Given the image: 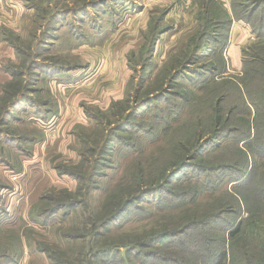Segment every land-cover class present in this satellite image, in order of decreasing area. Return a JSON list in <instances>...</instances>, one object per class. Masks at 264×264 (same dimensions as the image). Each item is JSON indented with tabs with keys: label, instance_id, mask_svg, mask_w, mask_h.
I'll use <instances>...</instances> for the list:
<instances>
[{
	"label": "rangeland",
	"instance_id": "1",
	"mask_svg": "<svg viewBox=\"0 0 264 264\" xmlns=\"http://www.w3.org/2000/svg\"><path fill=\"white\" fill-rule=\"evenodd\" d=\"M16 1L0 0V264H199L198 249L225 252L222 264H264V35L240 33L223 55L196 47L199 11L219 19L231 0H125L129 14L108 0L98 35L87 23L96 0ZM166 9L174 27L150 56L152 22ZM58 10L68 21L54 23ZM65 22L93 41L75 44ZM6 30L22 38L19 52ZM44 38L39 63L71 72L30 68ZM211 65L222 72L195 86L192 71ZM145 188L142 203L103 227L128 192ZM70 200L72 210L51 213Z\"/></svg>",
	"mask_w": 264,
	"mask_h": 264
},
{
	"label": "trees",
	"instance_id": "2",
	"mask_svg": "<svg viewBox=\"0 0 264 264\" xmlns=\"http://www.w3.org/2000/svg\"><path fill=\"white\" fill-rule=\"evenodd\" d=\"M107 1L108 0H96V2L95 1L91 2L92 8L95 11V16L91 22L88 21L87 23L90 24L89 26H90L91 30L93 31V35L96 32H97L96 35H98L100 33L102 34V32H104L105 29L108 27L106 24L99 22V19L101 17H103L104 15H107V14H104L105 12L103 10V4L108 3ZM124 1L125 0H111V2H112L111 4H113L117 7L122 6L124 8L125 12L127 11L128 14L133 13L134 11L130 10L131 11L130 12L129 11L130 6L127 5L130 1L129 0H127L129 2H126V1L124 2ZM211 1H214V2L218 1L217 3H219V5L221 4L223 6V8H225V5L227 6V3L225 0H211ZM23 3L25 4V6L26 5L28 7L30 6L27 3V0H23ZM133 3H134V1H132V3H131V5H132L131 8L135 9L137 6L134 5ZM244 3L246 4L245 6H243L242 2H237V0H231L230 10H228L226 8L223 9L225 12H227V14H226V16H223L219 19L211 18L209 16V12H207L205 14L206 15L205 18H202L203 12H202V10L199 11L197 17L200 20V23H199V27H198L197 32H196V37L199 34L198 38H199V41L201 40V44L196 46L197 49H199L197 51H200L201 49H206V50L213 51L216 53L221 52V54L223 55L225 46L227 45V42L229 41L231 25H232L233 21H235V20L244 22L246 25H248L250 27L251 31L255 34V36L263 37V35H264V0H245ZM85 5H88V3ZM85 5H84V7L81 8V10H82L81 13L85 10L88 11L89 8L85 7ZM75 12L78 13L77 11H75ZM66 14H68V12H66L64 14L63 12H61V10H58L57 13L54 14L52 17L54 19L53 20L54 23H57V22L61 23L65 19H67V21H68V18L65 17ZM100 14H102V15H100ZM115 14H116L115 12H111V15H113V17H112V22L110 24V28H111L110 31H114L120 27L119 21L113 20ZM167 14H168V9L162 10V12L158 16H156V18L155 17L152 18V20L154 18H155V20H154V22H152V29H151V36H150L151 47H150V50L148 53V55H150V56H152L154 54V50H155V46H156L157 41H160L163 34L172 28L171 25L164 24V20L166 19ZM57 17H58V19H57ZM256 17L258 18V21H256ZM59 19L62 21H58ZM203 19H204V23H202ZM152 20H150V22ZM66 22L63 24H59V25L65 26V29L67 28V30H65V32L69 33V31H71L70 30L71 28H70V25H68ZM58 28L59 27H54L52 29V31L55 33L56 30H58ZM76 31H77V29H76ZM152 31H153V34H152ZM1 34H4L5 40L8 41L17 51L20 49V47L17 46L15 43L18 40H22V38L19 36V34L15 33L12 30H6V32L4 31V33H1ZM147 34H149V32ZM50 36H48V39H53V41H55L54 39L57 40L59 38V35L56 36L55 34L50 35ZM70 36L72 37L73 41L77 45H81L83 43L90 44V42L93 41V40L89 41L88 38H86V35L84 33H82L81 30L76 32V33L71 31ZM45 43H47L45 38L44 39H38V41L36 43V49L33 53L34 59L31 62L30 68H32L33 66H35L37 68L41 67L42 64L39 63V59H40L39 57L42 56L44 53V50H45L44 44ZM195 55H196V53H195ZM198 55H199V53H198ZM42 66H43V68H41L42 71H44L50 75L56 74V73L58 75H60V74L63 75L65 73H69V72H71V70H73L72 69L73 67H67V68L53 67V68H51L49 65H45V64H43ZM205 67H206V69H205L204 73H199L200 72L199 70L197 72L195 70L192 71L193 77L195 75H198V76L200 75V78H198L199 81L195 82L196 80L194 78V82L196 83L195 86L201 87L202 86L201 83H203V85L209 84L213 77H215L217 74L222 72L220 70L219 66H217V65H211V66H205ZM11 75L13 77H21L23 74L21 72H17L15 70H13V71H11ZM67 77H69V76H67ZM193 77H192V79H193ZM30 92H32V91L30 90L29 93ZM26 93H28L27 89H26ZM16 98L13 99L12 102H14L16 100ZM24 99L27 100V97L25 94L22 93V96L20 98H18L17 100H20V102L22 104V102H23L22 100H24ZM159 100H162V98ZM25 102H27V101H25ZM30 104H32V101L30 102ZM11 137H13V136H11ZM20 140H22L21 137H19L17 139V141H20ZM10 141L13 144L14 143L17 144L13 138ZM248 160L249 159L246 156L245 157L246 164H247ZM100 161H101V158L97 157L96 162H100ZM248 166H249V164H248ZM179 167H181V164ZM58 168L67 169V170H65L67 172V175H69V176H71V177H73V178H75L81 182V178L77 174L76 171L68 168L67 166H58ZM240 171L241 172L244 171L243 173L245 174L247 172V169L241 168V167L236 168L237 173ZM170 176L171 175H168L167 178H170ZM162 186H163V183H161L157 187L149 189V190L150 191H156V192L161 191L164 188ZM121 192H123V190ZM123 193H125V192H123ZM128 193H130V195L128 197H126L124 200H122L119 203V206L113 212L109 213L106 216V219L103 221V227L104 228H107L108 224L112 223L115 219H117L119 216L124 214L127 210H129V208L131 206H133L137 203H142L144 201V197L148 193V190H147V188H145L139 192L134 191V192H128ZM65 204H67V206L70 207L72 210L75 205L77 206L78 202H77V200H70L68 202H59V203H57V205L55 206L54 210L51 213L57 212V210L59 208H64L63 206ZM159 206L161 207L160 211L166 209L165 207H167L166 205H163V204H161ZM43 213H44V211H42L40 215H43ZM222 217H223L222 215L221 216L216 215L214 218H218L219 222H224V223L229 222L230 223L229 220H226V218H222ZM205 222H206V220L203 221L202 223L204 224ZM241 223H242V220H240L236 225L233 224V226L230 228L229 236H231V238L236 236L239 233V231H240L239 226L241 225ZM184 229L186 230L187 226ZM180 233H182V232H180ZM164 235H166L164 232L160 233V234L154 236L153 238H151L149 244H147L146 242H143V243H139L138 246L140 248L151 246V243L153 245L154 243L159 242L161 238L165 237ZM205 245L203 246V247H205L204 250L206 249L207 246H210L209 243H207V242L205 243ZM201 251H203V250L198 249L197 251H195V252L193 251L192 254H190L191 256H198L199 264H222V260L226 259V256H227V254L223 251L220 254L219 253L218 254L217 253L204 254L205 252L203 254H201ZM90 262H91V259H90ZM91 263H93V262H91ZM136 264H138V263H136Z\"/></svg>",
	"mask_w": 264,
	"mask_h": 264
},
{
	"label": "crops",
	"instance_id": "3",
	"mask_svg": "<svg viewBox=\"0 0 264 264\" xmlns=\"http://www.w3.org/2000/svg\"><path fill=\"white\" fill-rule=\"evenodd\" d=\"M19 3H18V2ZM16 2H14V5H16V6H21L22 8L23 7H25L26 8V6H25V4L23 3V0H17ZM228 1L229 0H227V3H228ZM243 23L244 22H241V21H237V20H235V21H233V26H232V30L230 31V35H229V42L230 41H234V38L236 37L237 39H236V42H238L239 40H240V38H239V35H240V33L241 34H243V35H248L249 33H251L250 35L251 36H255V34L251 31V29H250V27L248 26V25H246V24H244V25H246L247 27H244L243 26ZM172 26V28H171V30L173 29V27H174V25H171ZM245 33V34H244ZM246 33H248V34H246ZM254 34V35H253ZM238 44V43H237ZM235 50H236V48H235Z\"/></svg>",
	"mask_w": 264,
	"mask_h": 264
},
{
	"label": "built area",
	"instance_id": "4",
	"mask_svg": "<svg viewBox=\"0 0 264 264\" xmlns=\"http://www.w3.org/2000/svg\"><path fill=\"white\" fill-rule=\"evenodd\" d=\"M226 1V0H225Z\"/></svg>",
	"mask_w": 264,
	"mask_h": 264
}]
</instances>
